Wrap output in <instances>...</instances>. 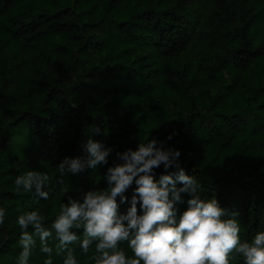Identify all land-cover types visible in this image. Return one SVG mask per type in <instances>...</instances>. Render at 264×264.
<instances>
[{
	"label": "trees",
	"instance_id": "16d2710c",
	"mask_svg": "<svg viewBox=\"0 0 264 264\" xmlns=\"http://www.w3.org/2000/svg\"><path fill=\"white\" fill-rule=\"evenodd\" d=\"M211 1L219 18L232 20L225 30L230 56L218 67L199 60L190 49L207 0L199 6H188L185 0H0V89L8 83L6 70L18 76L15 66L24 67L27 47H43L66 75L107 47L103 64L111 69L106 84H77L76 97L91 90L101 100L90 109L80 107L45 72L38 76L27 69L20 76V92L30 97L26 102H15L0 91L5 98L0 102V208L5 210L0 264H17L23 250L19 215L39 211L44 226L50 227L69 197L83 202L87 192L108 189V169L123 163L118 153L135 151L152 140L181 152L180 169L196 179L202 199L216 198L228 213L225 218L239 222L242 242L264 231V0H251L256 5L253 13L240 18H235L228 0ZM234 22L239 23L232 26ZM89 28L102 34L89 33ZM201 83L215 89L212 105L206 106V98L192 92ZM168 102L179 122L166 121ZM97 127L99 134L94 132ZM253 136L260 152L238 141ZM89 138L111 149L108 163L78 174L65 172L59 184L58 168L66 158L88 159L82 145ZM234 150L241 153L239 159ZM28 171L49 175L47 200L34 191H15V179ZM178 171L161 165L153 174L158 182L162 175ZM136 187L133 182L124 193L127 202L117 197L120 215L127 214ZM176 187L184 185L177 181ZM181 198L177 222L192 197L182 192ZM73 231L82 239V230ZM34 239L29 264H44L49 256L40 251L39 238ZM57 243L49 240L51 258L53 264H63L66 253L57 252ZM71 247L80 264H94L79 243ZM121 247L133 256L126 242ZM94 249L95 243L89 256ZM230 264H244L243 257L233 253Z\"/></svg>",
	"mask_w": 264,
	"mask_h": 264
},
{
	"label": "clouds",
	"instance_id": "9594fccd",
	"mask_svg": "<svg viewBox=\"0 0 264 264\" xmlns=\"http://www.w3.org/2000/svg\"><path fill=\"white\" fill-rule=\"evenodd\" d=\"M94 132L99 134L100 128H95ZM82 147L88 159L66 158L58 168L59 184L63 185L65 172L78 174L108 163L111 149H104L91 138ZM117 155L123 163L108 169V189L87 192L83 202L69 197V202L60 206L50 227L44 226L45 217L39 211L18 216L23 250L17 264H29L36 243L34 236L39 238L40 251L49 256L44 264H53V249L49 246L52 238L58 241L57 252L66 253L63 264H80L71 247L77 243L82 254L94 264H230L233 253L242 256L244 264H264V231H258L250 241L242 242L239 222L235 218H225L228 213L216 198L202 199L196 179L180 169V151L165 149L162 143L158 146V142L152 140L140 143L135 151L130 149ZM161 165L165 170L175 166L179 171L162 175L157 182L153 170ZM48 181V174L28 171L15 179V191H34L36 196L47 200ZM177 181L184 187L177 190ZM133 182L137 187L130 201L131 207L126 215H120L117 197L121 198V203L127 202L124 193ZM182 192L192 198L187 201V210L177 222L176 204L184 202ZM137 205L142 214H138ZM4 217L5 210L0 208V225L4 223ZM73 229L82 230V239ZM125 242L132 257L121 247ZM94 243V253L89 256Z\"/></svg>",
	"mask_w": 264,
	"mask_h": 264
},
{
	"label": "rangeland",
	"instance_id": "374dc122",
	"mask_svg": "<svg viewBox=\"0 0 264 264\" xmlns=\"http://www.w3.org/2000/svg\"><path fill=\"white\" fill-rule=\"evenodd\" d=\"M191 2H194L195 5L199 6L202 0H185V4H189L188 6H190ZM228 2L232 5V8L236 12L235 18H240L242 15L253 13L256 8V5H254L251 0H228ZM193 8L196 9L194 6ZM218 12L219 10L216 5L211 0H207L201 17V23L195 28L196 35L190 46L191 51L198 56L199 60L213 67L225 64L230 56L225 41V30L226 26L232 23V20L224 22L221 18H219ZM237 23L239 22H234L232 26H235ZM88 31L89 33L102 34L101 30L92 28H89ZM108 52L107 47L94 51L89 61L84 62L83 65L78 67L72 74L66 75L59 72L56 64H54L53 60L49 58L43 47L38 46L36 49L27 47L23 51L22 55V63H24V67L15 66L19 72L18 76L15 74L13 75L10 71L6 70L5 76L7 77L8 83L3 89H0V91L4 92V94L12 96L11 100L15 102H26L30 97L25 96L22 92H20V76L24 77L27 69H30V71L35 72L38 76L40 74H44L45 72L48 77L53 79L61 89L71 94V96L74 97L75 102L80 107L90 109L97 102H101V100L99 97L93 96L91 90L84 95L80 94V97H76V86L77 84H83L85 82L95 85L106 84L109 82L111 69H104L103 64L104 58ZM5 67H8V65H5ZM40 80H43L42 77H40ZM1 84L2 81L0 77V86H2ZM9 85H11V87H9ZM14 89L17 90L16 94H14ZM213 90L215 91V89L211 86L201 83L198 84L192 92H194L195 95H198L200 99L206 98L205 105L209 106L215 103L211 96L214 94ZM37 96V91H34L33 97L31 98L35 99ZM4 100V97H0V102H3ZM164 112L168 124L179 122L181 119L176 113L177 111L172 102H168L164 106ZM238 141H244V145L253 152L257 153L258 151H261V146L256 142V138L254 136L246 137L243 140L239 139ZM250 150L249 152H251ZM233 154L237 155L238 159L240 158L241 153L237 150H234ZM15 162L17 165L22 164L17 159Z\"/></svg>",
	"mask_w": 264,
	"mask_h": 264
}]
</instances>
